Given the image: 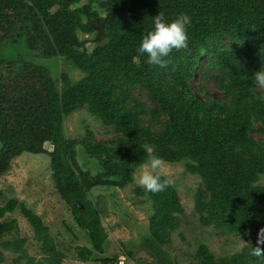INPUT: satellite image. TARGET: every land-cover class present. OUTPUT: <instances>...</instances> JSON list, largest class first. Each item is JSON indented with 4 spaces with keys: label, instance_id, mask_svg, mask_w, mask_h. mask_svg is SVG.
Returning <instances> with one entry per match:
<instances>
[{
    "label": "trees",
    "instance_id": "1",
    "mask_svg": "<svg viewBox=\"0 0 264 264\" xmlns=\"http://www.w3.org/2000/svg\"><path fill=\"white\" fill-rule=\"evenodd\" d=\"M181 12L192 21L188 46L173 50L166 69L146 64L136 49L153 17L163 13L171 19ZM97 28L105 41L89 50L79 32L93 34ZM10 48L20 57L0 58V176L26 153L49 156L55 189L89 237L88 246L78 248L79 262L103 255L107 241L88 193L99 186L125 188L149 160L148 144L162 162H185L186 171L201 178L205 190L196 193L195 209L205 224L241 239L256 235L229 258L216 260L203 252L205 263L264 264V255H252L264 229V185L257 184L264 175V93L252 78L264 66V0H0V56ZM30 53L43 60L63 56L86 76L71 84L63 74L59 91L45 67L27 61ZM196 72L200 80L193 78ZM191 81L200 83L195 88ZM205 82L222 92V100L213 98ZM137 90L150 95L157 121L167 119L161 128L145 126L131 109L132 102L141 107L134 100ZM81 107L111 128L116 142L92 149L85 141L69 140L63 121ZM253 121L261 127L254 128ZM78 145L88 146L90 157L101 164L97 175L80 169ZM139 192L154 204L150 227L166 243L165 234L177 228L182 210L178 192L170 182L162 192ZM17 210L32 227L41 257L28 252L15 219L0 222V240L13 236L0 243L16 256L13 263L68 264L50 229L25 204L9 200L0 206V219ZM5 261L0 250V264Z\"/></svg>",
    "mask_w": 264,
    "mask_h": 264
},
{
    "label": "rangeland",
    "instance_id": "2",
    "mask_svg": "<svg viewBox=\"0 0 264 264\" xmlns=\"http://www.w3.org/2000/svg\"><path fill=\"white\" fill-rule=\"evenodd\" d=\"M79 38L85 42L89 50L93 49L96 43L105 41L98 28L93 34L79 32ZM224 42L232 47L231 42ZM16 53L18 52L13 48L6 49L0 58H12L17 56ZM26 59L31 64L45 67L51 73L59 91L63 88L61 77L63 74L67 75L71 84L78 83L86 76L63 56L43 60L30 53ZM204 62L205 60L201 61V66ZM6 70L5 67H1V72ZM199 76L201 73L196 72L193 78L200 80ZM22 78L23 81H28L25 74ZM199 83L194 81L192 85L196 88ZM202 84L212 93L214 99L222 100V92L211 82ZM257 90L264 93V90ZM134 100L141 107H136L132 102L131 109L139 112V117L145 126L154 125L156 128H161L167 122L164 116L156 120L154 112L157 109L148 93L137 90L134 92ZM252 123L256 129L261 127L259 121ZM62 127L64 135L69 140L85 141L92 149L98 145H109L118 139V135L111 128L103 126L88 109L83 107L66 116ZM252 137L259 138L258 135ZM46 148L50 150L51 146L47 144ZM87 148L88 146H77L76 161L81 170L95 176L100 172L101 164L90 157ZM148 162L149 160L136 170L132 182L125 188L99 186L88 193L89 199L100 212L107 241L104 254L95 253L93 259L96 260L87 263L78 261L77 252L79 247L88 246L89 237L84 230L77 227L70 207L57 193L48 155L26 153L13 160L10 170L0 176V190L3 193L0 197V206L15 198L40 216L50 229L58 249L65 253V262L68 264H103L101 263L103 258L111 259L112 264H120L121 261L123 264H206L203 255L205 251H209L216 260H220L242 252L255 242V233L247 239H241L238 236L223 234L214 225L203 222L205 216L195 209V196L199 189L205 190V185L201 178L186 171L185 162H162L157 170L162 178L173 184L179 194L182 207L181 213L177 215V228L166 232L165 235L168 236L166 243L159 242L150 227L151 217L155 212L154 204L150 198L139 192L144 188L137 182L140 172L146 170L145 165ZM257 184L264 185V175L259 177ZM14 219L17 221L20 237L27 239L28 252L37 258L41 257L40 244L35 239L33 229L19 210L7 214L0 219V222ZM12 238V235H6L0 243ZM0 250L6 257L3 264H14L13 260L16 256L3 248Z\"/></svg>",
    "mask_w": 264,
    "mask_h": 264
},
{
    "label": "clouds",
    "instance_id": "3",
    "mask_svg": "<svg viewBox=\"0 0 264 264\" xmlns=\"http://www.w3.org/2000/svg\"><path fill=\"white\" fill-rule=\"evenodd\" d=\"M191 17L184 12L178 13L174 18L167 19L163 13L153 17V27L139 43L136 52L139 56H146L145 63L161 69H166L171 63L170 54L173 50H180L188 46V28L191 26ZM255 89L264 90V66L252 74ZM264 98V97H262ZM144 151L149 156V162L140 172L138 184L146 193H158L169 186V181L162 180L157 171L162 164L161 158L155 154L152 145H144ZM264 229L258 234L257 246L253 247L252 255H264Z\"/></svg>",
    "mask_w": 264,
    "mask_h": 264
},
{
    "label": "built area",
    "instance_id": "4",
    "mask_svg": "<svg viewBox=\"0 0 264 264\" xmlns=\"http://www.w3.org/2000/svg\"><path fill=\"white\" fill-rule=\"evenodd\" d=\"M120 264H123V261H121Z\"/></svg>",
    "mask_w": 264,
    "mask_h": 264
}]
</instances>
